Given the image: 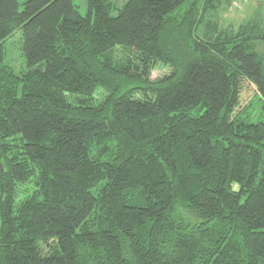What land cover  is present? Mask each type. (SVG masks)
Segmentation results:
<instances>
[{
	"label": "trees",
	"instance_id": "trees-1",
	"mask_svg": "<svg viewBox=\"0 0 264 264\" xmlns=\"http://www.w3.org/2000/svg\"><path fill=\"white\" fill-rule=\"evenodd\" d=\"M85 2L0 0V264H264L263 19Z\"/></svg>",
	"mask_w": 264,
	"mask_h": 264
},
{
	"label": "rangeland",
	"instance_id": "rangeland-1",
	"mask_svg": "<svg viewBox=\"0 0 264 264\" xmlns=\"http://www.w3.org/2000/svg\"><path fill=\"white\" fill-rule=\"evenodd\" d=\"M19 5H22L25 0H17ZM116 7H121L125 4L127 0H110ZM73 4L76 6L78 12L81 15L86 14V2L85 0H72ZM228 6V5H227ZM226 6H221L211 15L212 20H217L220 28H232L236 29L241 25L245 20L252 17H260L264 21V0H232L231 4ZM22 7L20 6V9ZM116 12H112L111 15H115ZM15 36H12L8 39L9 49L7 48L6 57L4 60L5 65L11 68L15 73H18L20 70L25 68V60L21 56L19 50V40L15 39ZM256 48L258 51L264 50V45L262 43H256ZM169 73V70L165 67L158 66L151 73V80H157ZM254 91L246 94L242 101L241 105L245 106L250 101H254ZM254 117L253 119H255Z\"/></svg>",
	"mask_w": 264,
	"mask_h": 264
}]
</instances>
